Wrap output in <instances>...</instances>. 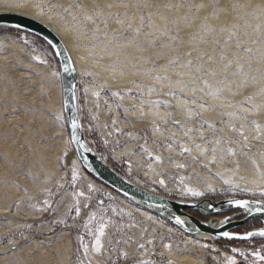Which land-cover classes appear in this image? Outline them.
<instances>
[{"label":"rangeland","instance_id":"obj_1","mask_svg":"<svg viewBox=\"0 0 264 264\" xmlns=\"http://www.w3.org/2000/svg\"><path fill=\"white\" fill-rule=\"evenodd\" d=\"M0 9L36 13L74 40L88 140L130 181L169 199L264 200V0H0ZM143 211L83 171L49 46L0 29V264H264L253 255L264 240L204 244Z\"/></svg>","mask_w":264,"mask_h":264},{"label":"water","instance_id":"obj_2","mask_svg":"<svg viewBox=\"0 0 264 264\" xmlns=\"http://www.w3.org/2000/svg\"><path fill=\"white\" fill-rule=\"evenodd\" d=\"M0 29L34 36L45 42L54 53L61 77L63 115L69 140L83 171L91 179L200 242L247 243L264 240V237L259 235H253L246 240L228 239L222 235L225 231L233 237L264 231V200L244 197L219 201L169 199L136 185L107 164L94 150L85 132L79 110L80 75L62 39L44 23L15 13H0ZM66 67L70 70L65 71ZM73 123L76 124L75 129ZM234 200H247L251 211L229 203ZM192 213L210 219L203 221ZM228 213L233 214L223 217ZM177 218L183 223L177 224ZM253 223L259 224V227L239 232Z\"/></svg>","mask_w":264,"mask_h":264},{"label":"snow or ice","instance_id":"obj_3","mask_svg":"<svg viewBox=\"0 0 264 264\" xmlns=\"http://www.w3.org/2000/svg\"><path fill=\"white\" fill-rule=\"evenodd\" d=\"M199 7L202 8L203 5H200ZM234 7H241V6L234 5ZM257 31H259V27H257ZM233 35H234V33H233ZM245 51L251 53L252 50L251 49H245ZM222 59H223V57H222ZM189 66H191V62L190 61H189ZM226 67H231V64L226 65ZM69 70H70L69 68H67V67L65 68V71H69ZM71 70L74 71V69H71ZM197 71H199V69H197ZM236 71H237V74L244 75V70H243L242 66H238ZM210 74L214 75L215 73L211 72ZM252 79L255 80L256 77H252ZM260 79H264V76H261ZM204 83H205L206 86H208L207 85V81H204ZM244 83L246 84L247 81H244ZM193 91H195V90H193ZM218 93H219V90H217V92L215 94L218 95ZM261 95H264V90L261 91ZM249 100H251V97H249ZM253 108L256 111L259 110L255 105L253 106ZM245 111H248V110L245 109ZM252 123L255 124V122H252ZM75 127H76V124L73 123V128L75 129ZM210 127H211V125H210ZM241 127H243V126H241ZM233 130H235V129H233ZM255 131L258 133V135L255 137V139L259 140L261 138V136L259 134L262 133V129H261L259 124H255ZM240 135L244 136L245 141H247V136H245L243 131L240 132ZM183 150H184V152H189L190 151L188 148H184ZM229 153L231 155H235V153L231 149H229ZM157 159H159V158L157 157ZM253 163H254V161H253ZM257 171H259L258 167H257ZM74 179H75V176H74ZM161 183H163V182L161 181ZM225 183H229V181H225ZM236 187H238V185H236ZM192 194L193 195H197V196L202 195V193L195 192V191H193ZM261 195H264V193H261ZM45 203H47V201H45ZM229 203L230 204H234L237 208L248 209L249 212L251 211V208L249 206V202L247 200H234V201H229ZM225 222H227V221H225ZM176 223L177 224H182L183 221L180 220L179 218H177ZM103 234H104V226L102 225L100 227V229H99V236L96 238L95 247H94V251L97 252V253H99L101 251L102 247H103V245L101 244V240H100V237L103 236ZM222 235L224 237H227L228 239L236 238V239L246 240V239H248L249 237H251L253 235H259V236L264 237V231H260L258 233L248 232L246 235H240V236H236V237H233V235L231 233L225 231V232L222 233ZM141 247H143V245H141ZM232 251L236 252L237 250L235 248H233ZM84 255L85 256L87 255V248L86 247H85ZM241 255H243V253H241ZM253 255L255 256V259L257 261H264V255H262L260 252H255ZM229 264H236V261L232 260V259H229Z\"/></svg>","mask_w":264,"mask_h":264},{"label":"bare ground","instance_id":"obj_4","mask_svg":"<svg viewBox=\"0 0 264 264\" xmlns=\"http://www.w3.org/2000/svg\"><path fill=\"white\" fill-rule=\"evenodd\" d=\"M0 13H15V14L26 16V17H30V18L36 19V20L44 23L46 26H48L50 29H52L65 43V45H66L68 51L70 52V55L72 56V59L75 63L76 69L80 75V70L83 68L82 67L83 64H82V56H81L79 49L77 48L74 40L70 36L66 35L65 32L62 31V29L58 28L53 22H51L50 20H48V19H46V18H44V17H42L36 13L30 12V11H12V10H1L0 9ZM143 213L148 214L145 211H143ZM202 243H204V242H202ZM185 261H187V260H185ZM184 263H187V262H184ZM190 264H192V263L190 262Z\"/></svg>","mask_w":264,"mask_h":264},{"label":"flooded vegetation","instance_id":"obj_5","mask_svg":"<svg viewBox=\"0 0 264 264\" xmlns=\"http://www.w3.org/2000/svg\"><path fill=\"white\" fill-rule=\"evenodd\" d=\"M193 214H194V216H196L197 218H199V219H201V220H203V221H208V220L210 219V218L203 217L202 215L197 214V213H193ZM231 214H233V213L225 214V215H223V217H224V216H229V215H231Z\"/></svg>","mask_w":264,"mask_h":264},{"label":"trees","instance_id":"obj_6","mask_svg":"<svg viewBox=\"0 0 264 264\" xmlns=\"http://www.w3.org/2000/svg\"><path fill=\"white\" fill-rule=\"evenodd\" d=\"M257 224V223H256ZM259 225V224H258ZM259 241V240H257ZM224 242L218 243V244H223ZM231 244H235V245H239V244H243V243H236V242H230Z\"/></svg>","mask_w":264,"mask_h":264}]
</instances>
